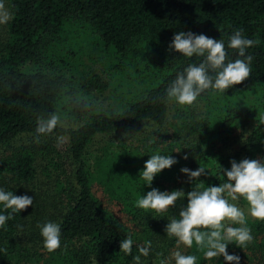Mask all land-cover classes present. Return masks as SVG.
Listing matches in <instances>:
<instances>
[{"label": "trees", "instance_id": "obj_1", "mask_svg": "<svg viewBox=\"0 0 264 264\" xmlns=\"http://www.w3.org/2000/svg\"><path fill=\"white\" fill-rule=\"evenodd\" d=\"M0 1L12 14L0 31V188L33 197V205L0 228V264H135L137 246L146 242L151 247L147 257L141 256L143 264L160 259L175 264V251L195 255L196 264H228L222 256L205 259L195 243L177 246L166 235L165 225L179 219L186 196L162 214L135 202L151 188L187 193L195 185L225 183L222 170L230 169L233 159L264 162V156L255 155L264 149V124L258 118L248 128L243 110L230 106V97L252 89L264 104V0ZM236 30L258 41L246 50L254 57L250 77L222 93L206 90L194 104L178 107L169 121L166 89L189 64L203 60L169 49L174 34L191 31L222 39L227 59L234 61L241 57L227 43ZM99 51L110 56L105 62L112 60L106 67L102 60L98 65ZM66 54L86 65L83 75L59 69L67 65ZM114 71L133 90L119 105L102 108L103 78ZM52 112L80 122L57 127L36 142L37 118ZM240 125L246 128L242 143L226 150L230 133ZM58 136L66 140V156L56 149ZM154 154L170 155L177 163L156 174L149 187L140 172ZM183 167H201L206 174L189 180ZM95 185L116 209L96 195ZM229 202L245 212L254 239L243 248L229 243L227 251L240 250L248 263L264 264V221L248 214L242 197ZM8 212L0 205V214ZM49 221L61 227V246L51 253L38 227ZM128 236L134 241L131 255L120 251V241Z\"/></svg>", "mask_w": 264, "mask_h": 264}, {"label": "clouds", "instance_id": "obj_2", "mask_svg": "<svg viewBox=\"0 0 264 264\" xmlns=\"http://www.w3.org/2000/svg\"><path fill=\"white\" fill-rule=\"evenodd\" d=\"M12 19L11 12L0 2V25ZM258 41L245 38L242 30L234 31L228 38L227 48L237 50L238 57L234 61L227 59L225 42L216 40L204 34H195L191 31H180L174 34L169 49H174L185 57L194 55L203 57L199 64H189L176 75V78L166 89V98L179 105H192L201 93L206 90L224 92L230 87L240 84L250 77V65L254 57L246 54V50L255 46ZM79 104L80 101L77 100ZM87 107V104L84 105ZM35 141L40 136L50 135L57 127H66V121L61 115L52 112L48 116H40L36 121ZM259 124H264V116L259 117ZM64 142L63 136L57 137V143ZM187 159V156L184 157ZM177 163L170 155L154 154L145 161L140 178L151 187L154 176L163 169L170 168ZM230 169H223L227 182L218 186H207L201 189L195 185L193 190L185 193L183 190L160 191L151 188L146 195L135 202L137 208L145 211L165 213L174 207L178 199L187 197L186 206L179 211V219L173 217L165 225L164 231L169 238H175L177 246L184 245L192 248L193 244L203 251L204 258L210 260L223 256L229 264H239L240 257L229 254V243L243 248L253 242L251 229L247 226L245 212L234 203L243 198L248 204V214L257 221H264V162L255 159H243L239 163L232 160ZM188 175L189 180H196L206 174L204 168L190 170L187 167L180 169ZM0 205L7 215L0 214V228L6 221L13 218V214L25 210L33 205V197L28 195H14L12 191L0 188ZM227 222V223H226ZM239 225L234 227L231 225ZM43 238V247L48 252H54L61 246V227L56 222H46L38 225ZM133 239L131 236L120 241V251L126 255L132 254ZM138 255L133 257L135 264H143L141 256L147 257L151 242L146 246H137ZM175 264H196L197 257L191 254H182L180 251L172 253ZM159 264H170L168 259H160Z\"/></svg>", "mask_w": 264, "mask_h": 264}, {"label": "rangeland", "instance_id": "obj_3", "mask_svg": "<svg viewBox=\"0 0 264 264\" xmlns=\"http://www.w3.org/2000/svg\"><path fill=\"white\" fill-rule=\"evenodd\" d=\"M1 2V1H0ZM6 7V6H5ZM4 27L3 25H0V31L3 30L2 28ZM82 34H86V33H82ZM80 34H78L77 36H79ZM71 48H68V51H70ZM66 50V49H65ZM67 51V50H66ZM67 55V65L65 64L66 67L62 66L59 69L64 70L65 72L68 70H74L76 73H79L81 75L84 74V70L87 68L86 65L81 64V63H77L75 61V59L73 58L74 55ZM84 57V56H83ZM96 60L99 62L98 65H101L100 61H103V66L106 67V65L108 63H110L112 60H109L108 62H105V58H110V56L108 57V55L106 56V52L105 51H99V53L97 55H95ZM56 60H54L53 64L55 65ZM62 63V62H60ZM59 63V64H60ZM69 63V64H68ZM101 65V66H102ZM51 68V67H50ZM97 68H99L97 66ZM100 69V68H99ZM56 70V69H55ZM112 74V76L110 75L109 77L103 78V88L101 89V93L100 95V107L102 108H111L114 107V105H119L122 101L126 100L129 96L130 91L133 90V85L131 84H127L125 80H120L119 77H122V79L124 78L123 75H117L120 72H110ZM77 77V83L80 84V82H82L80 80V76L76 75ZM86 81V80H84ZM106 81V82H105ZM127 84V85H126ZM259 91L257 89H252L246 92H241L239 93L237 96L235 97H230V106L231 108L233 107V105H235L236 109H240L243 110L244 116H245V120H248L247 123H244V125L248 126V128L250 126H252L256 119H258L263 111L260 110H264V104L262 103V98L260 96V94L258 93ZM178 107H180V110L182 109V106L179 105L178 103H176L175 101H171V110L169 113V121L172 120L174 113H176L178 111ZM263 108V109H262ZM249 109V112H248ZM62 119H64L66 121V125H75L78 124L80 122V119L74 117V116H70L69 114H62L61 115ZM242 123V122H241ZM170 126V125H169ZM245 126H236L233 131L230 133L229 138L226 141V150H237L240 146V144L242 143V140L244 138V136L246 135V128ZM169 132L171 134L176 135L177 131L175 132V129L172 128L170 126L169 128ZM179 137V136H178ZM21 142L20 140H18L16 143ZM55 142V146L56 149L58 150V152L61 154L65 153L66 156V152H65V144H66V140L64 139V142L62 144L57 143V140L54 141ZM221 146H224V143H220ZM255 155H262L264 156V149H260L259 153H256ZM67 158V167L68 170L70 171L71 167H70V161H68V157ZM44 163H46L43 160ZM53 167V166H52ZM96 195L102 199V201L104 202V204L107 205V207L109 208H115L116 209V205H114L113 203L109 204L103 197L101 190L95 185V187H93ZM235 255H238L240 257V262L239 264H254L253 262H247V258L240 254V250H235ZM229 254H234V252L232 251H228ZM223 257V256H222ZM229 264V263H228Z\"/></svg>", "mask_w": 264, "mask_h": 264}]
</instances>
